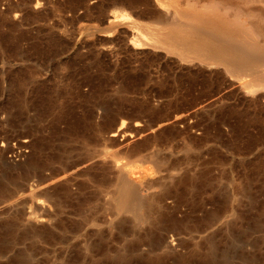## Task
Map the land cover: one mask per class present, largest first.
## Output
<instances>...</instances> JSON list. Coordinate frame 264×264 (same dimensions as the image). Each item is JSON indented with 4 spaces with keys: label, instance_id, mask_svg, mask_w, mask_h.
<instances>
[{
    "label": "rangeland",
    "instance_id": "rangeland-1",
    "mask_svg": "<svg viewBox=\"0 0 264 264\" xmlns=\"http://www.w3.org/2000/svg\"><path fill=\"white\" fill-rule=\"evenodd\" d=\"M258 10L0 0V142L31 145L19 164L0 147L2 263L264 264L263 63L236 69L179 37L199 14L264 46ZM122 165L138 167L135 212L115 208Z\"/></svg>",
    "mask_w": 264,
    "mask_h": 264
},
{
    "label": "bare ground",
    "instance_id": "bare-ground-1",
    "mask_svg": "<svg viewBox=\"0 0 264 264\" xmlns=\"http://www.w3.org/2000/svg\"><path fill=\"white\" fill-rule=\"evenodd\" d=\"M246 4H253V5H260L264 6V0H244ZM263 9V8H262ZM260 11L259 16L264 19V10H258ZM177 13V12H176ZM179 14V13H178ZM121 15V14H120ZM170 15V13L166 14V18ZM172 15V14H171ZM197 16V14H196ZM198 16H200L198 14ZM195 17L192 15V18L194 19V23L196 26H200L201 28L204 27L205 34H200L199 32H202L204 30L199 31V27L195 28L192 24L191 28L189 30H183V34L179 37L184 38L183 45L193 47V50H195L198 54V56L206 57L207 58H214L216 61H218L221 64L226 65H232L236 69H243L253 66L256 63H263L264 66V46H260L256 42L248 41L243 38H239L236 36L235 33H232L230 30H226L225 28H222L221 26H218L216 24L210 23L206 17V19L203 17ZM118 17V16H116ZM120 17V16H119ZM122 17V16H121ZM170 17V16H169ZM173 19L176 21V16H172ZM171 17V18H172ZM175 17V18H174ZM185 18V17H184ZM169 19V18H168ZM167 19V20H168ZM183 20V19H182ZM210 20V19H209ZM172 21V19H171ZM192 21V20H191ZM187 22V21H186ZM190 22V20H189ZM193 22V21H192ZM212 22V21H211ZM170 23V21H169ZM177 23V22H176ZM214 23V22H213ZM174 24V22H173ZM188 24V23H187ZM220 25V24H219ZM173 26V25H172ZM181 26V25H179ZM186 27V26H183ZM189 27V26H188ZM193 27V28H192ZM179 30V31H180ZM172 31V30H171ZM199 31V32H198ZM176 32V31H175ZM167 33V31L165 32ZM178 32H176L177 34ZM180 34V33H179ZM178 34V35H179ZM162 36V35H161ZM168 36V35H167ZM163 37H166L165 35ZM167 38V37H166ZM178 38V39H182ZM177 39V40H178ZM228 39L233 42H230V47L224 45V41L226 42ZM164 40V39H163ZM169 40V39H168ZM182 40V41H183ZM175 41V40H174ZM180 42V40H178ZM177 41V42H178ZM173 43V41L171 42ZM181 45V44H180ZM232 45V46H231ZM228 47V48H227ZM188 48V47H187ZM184 49V48H183ZM189 50V49H188ZM185 49V51H188ZM194 53V52H193ZM201 59V58H200ZM203 59V58H202ZM208 60V59H207ZM177 121V120H176ZM173 123V122H172ZM122 125V124H121ZM136 127L140 126L139 124H135ZM150 130V129H149ZM158 130V129H157ZM117 131L112 132L110 134L111 138L117 137L116 134ZM129 135V134H128ZM132 136V133L130 134ZM134 137V136H133ZM131 138V137H130ZM136 150V149H135ZM104 157V156H103ZM108 158V157H107ZM158 164L161 163L160 160H156ZM137 164V163H136ZM123 166V165H122ZM118 167V166H117ZM127 166H123L120 169V175L117 176V186L115 188L114 192V202H115V208L116 210H127L129 212H135L138 211V205L143 202V194H142V184L136 183L134 178L132 177V170L138 168L136 166H130V168H126ZM140 167V166H139ZM82 169V168H81ZM192 171V170H191ZM137 172V169L136 171ZM146 172V173H145ZM76 173V172H75ZM144 173L146 176H152L154 174V171L151 169H146L144 172H140V176L143 177ZM134 174V173H133ZM160 174V173H159ZM136 175V173H135ZM143 177V178H146ZM166 174L163 175H157L159 178V181L164 183L166 179ZM89 177V176H88ZM171 177V176H170ZM95 178V177H94ZM149 179V178H148ZM173 179V178H172ZM59 180V179H58ZM140 181V180H139ZM150 181V180H149ZM55 182V181H54ZM59 182V181H58ZM53 183V182H51ZM50 184V183H49ZM48 185V184H47ZM42 187V186H41ZM76 188V187H75ZM25 189V188H24ZM40 189V188H39ZM43 204H41L42 206ZM44 206V205H43ZM42 206V207H43ZM5 207V206H4ZM41 207V208H42ZM30 215V214H29ZM158 215V214H157ZM174 215V214H173ZM175 217V216H174ZM31 218V219H30ZM24 219V218H23ZM29 220H34L35 222H42L43 219H32V217H29ZM5 224V223H4ZM40 224V223H39ZM172 224V223H171ZM169 230V229H168ZM173 231V230H172ZM168 238V237H167ZM169 244L174 243V239L171 237ZM158 246V245H157ZM1 248V247H0ZM3 250V249H2ZM2 253V251H0ZM4 253V251H3ZM8 253V252H7ZM6 255V254H3ZM211 258V257H210ZM11 259V258H10ZM8 261V259H7ZM12 261V260H11ZM3 259L0 258V264H3ZM28 262V261H27ZM6 263V261H5ZM15 263V262H14ZM35 263V262H34ZM12 264V263H11ZM16 264V263H15Z\"/></svg>",
    "mask_w": 264,
    "mask_h": 264
},
{
    "label": "built area",
    "instance_id": "built-area-1",
    "mask_svg": "<svg viewBox=\"0 0 264 264\" xmlns=\"http://www.w3.org/2000/svg\"><path fill=\"white\" fill-rule=\"evenodd\" d=\"M5 160L10 164H19L31 154L30 141L27 138L12 137L0 142Z\"/></svg>",
    "mask_w": 264,
    "mask_h": 264
}]
</instances>
